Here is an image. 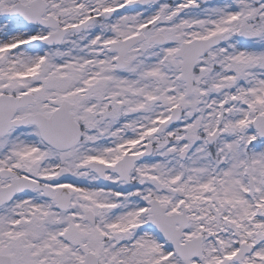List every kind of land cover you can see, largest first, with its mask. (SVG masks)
Listing matches in <instances>:
<instances>
[{"label":"snow or ice","instance_id":"obj_1","mask_svg":"<svg viewBox=\"0 0 264 264\" xmlns=\"http://www.w3.org/2000/svg\"><path fill=\"white\" fill-rule=\"evenodd\" d=\"M0 264H264V0H0Z\"/></svg>","mask_w":264,"mask_h":264}]
</instances>
